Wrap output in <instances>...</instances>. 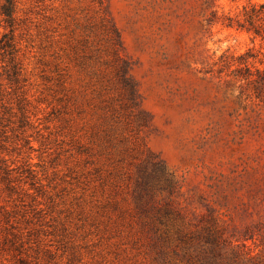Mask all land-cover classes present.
Listing matches in <instances>:
<instances>
[{
    "label": "rangeland",
    "instance_id": "rangeland-1",
    "mask_svg": "<svg viewBox=\"0 0 264 264\" xmlns=\"http://www.w3.org/2000/svg\"><path fill=\"white\" fill-rule=\"evenodd\" d=\"M259 2L16 0L12 32L0 14V264H196L206 203L223 263L264 264V101L245 78L264 41L223 23Z\"/></svg>",
    "mask_w": 264,
    "mask_h": 264
},
{
    "label": "trees",
    "instance_id": "trees-1",
    "mask_svg": "<svg viewBox=\"0 0 264 264\" xmlns=\"http://www.w3.org/2000/svg\"><path fill=\"white\" fill-rule=\"evenodd\" d=\"M16 0H4V3L0 6V14L4 16V21L10 27V31L12 32L13 26V13L15 8ZM213 18L214 14H213ZM213 19H209L211 21ZM223 23L227 26H236L237 28L246 29L250 31L253 37H259L264 41V2L252 3L243 7L242 15L240 18H233L230 16L223 18ZM6 37V34L4 35ZM248 69L246 68V72ZM254 74L248 72L245 75V78L248 81V84H252L253 93L255 96L264 101V68L256 69L255 77L252 78ZM250 78V79H248ZM157 161H151L152 171L150 174H160L166 175V165L160 157L156 156ZM149 173H142L141 178L137 184V197L141 200L145 194L149 193ZM167 179V178H166ZM167 188L172 189L174 186H177L178 180H166ZM180 186L178 185V189ZM216 201L212 200V203L215 204ZM205 210L207 211L206 216H202L200 222L204 220L208 223L207 226L198 227V224H194L195 230L194 237L199 244V255L197 258L196 264H225L224 256L221 252V243L225 240L223 236L219 233V230L216 229V224L221 220V213L214 209V207L208 205L207 203L204 205ZM170 213V211H167ZM172 213L176 218H185L186 213L182 212L180 209L174 208ZM188 221L190 219L188 218ZM247 233L242 234L244 238L241 239L242 246L246 247L245 240L247 239ZM250 235L248 238H251ZM229 243H231L229 241Z\"/></svg>",
    "mask_w": 264,
    "mask_h": 264
}]
</instances>
